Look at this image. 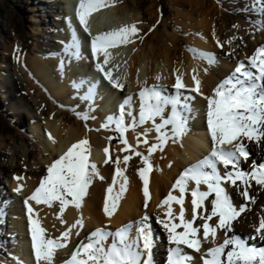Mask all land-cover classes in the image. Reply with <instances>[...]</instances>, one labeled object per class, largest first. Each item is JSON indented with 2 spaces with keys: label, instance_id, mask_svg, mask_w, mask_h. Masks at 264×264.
I'll use <instances>...</instances> for the list:
<instances>
[{
  "label": "bare ground",
  "instance_id": "bare-ground-1",
  "mask_svg": "<svg viewBox=\"0 0 264 264\" xmlns=\"http://www.w3.org/2000/svg\"><path fill=\"white\" fill-rule=\"evenodd\" d=\"M25 1L29 3L25 11L30 12L33 20L32 40L37 53L33 57L29 56L27 44L14 39L13 45L16 49H11L14 63L0 68V100L3 104L0 108L3 109L0 118V264H36L25 200L39 187L40 181L47 174L48 166L59 159L72 144L82 139H88L91 148L90 162L97 165L99 176L103 177L93 179L82 206L77 209L71 204L67 205L62 215L65 223H61V219L57 218L60 211L58 202L49 207L29 201L34 209L33 218L39 219L41 226L46 229V235L52 238L60 237L77 219L83 218V228L78 226L72 229L67 246L56 250L52 264H63L80 241L87 242L88 235L97 228L115 233L126 225L133 226L131 234L135 236V222L145 214L150 215L149 223L156 241L155 264H165L166 249L169 246L167 234L157 221L165 218L167 206L159 205L170 191L177 197L180 195L178 189L173 190L172 185L176 179L186 168L195 164L200 157L199 153L208 155L212 148L206 116L201 118L204 107L202 100L194 97L192 102L189 101L192 107L189 131L181 138L168 139L163 150L157 149L152 153V168L149 173L150 200L147 208L144 207L143 182L138 175V169L144 167L141 157L131 150L122 151L125 148L122 142L117 147L111 146V133L117 132L115 124L109 128L102 125L106 123L107 117L118 114L119 105L125 102L126 97H132L131 103L125 108L124 120L129 127L124 138L136 151L148 155V147L158 143L157 134L154 130L149 131L147 137L140 134L145 129H151L152 122L138 125L134 130L131 128L133 117L137 120L139 118L138 93L141 89L158 85L167 94H171L169 89L171 85L174 89L173 85L179 75L186 86L181 91L185 96H191L192 89L196 87L193 81L195 76L200 81L199 93L203 94L204 99L211 97L213 90L234 71L239 62L243 61L247 65L254 52L264 46V13L260 10L261 6L257 0H170L175 7L172 19L177 24H171L169 20L167 26V21L158 15L161 8L159 0H150L142 12L139 11L141 0H107V8L117 18L126 17L133 10L128 14L132 16V20L129 17L127 19L139 29L138 34L131 38L133 42L122 45L134 49L127 69L119 73L116 80L124 87L121 90L112 85L109 88L112 98H108L104 90L92 89L90 92L89 88L84 87L91 79L87 70H96L95 65L98 62L103 64V54L98 53L99 59H93L90 46L88 55L82 52L83 58L80 60L72 59L66 54V42L70 39V31L66 26L72 18L74 0ZM176 8L179 9L176 11ZM145 16H149L150 20ZM158 18L161 19L160 24L156 25L154 21ZM76 21L84 40L89 42L91 37L84 32L77 18ZM95 21L91 15L88 21L91 34L94 36L106 32ZM179 32L186 34V42L190 45L188 51L179 48ZM197 53L211 54L215 62L209 63L208 59ZM111 61L110 56L109 63L104 67L107 68ZM77 62L83 65V71L73 69ZM139 62H144V71H137ZM199 68L204 69V75ZM157 76L160 79H156ZM206 107L207 105L205 110ZM63 112L76 116L78 121L67 125L70 122L69 117ZM128 112L132 115H127ZM169 112L170 109H166L165 115ZM78 114H87L90 118L83 120ZM156 122H160L159 117ZM21 129L28 130V134L19 135ZM144 139L148 140V144L143 143ZM245 143L250 157L248 161H242L241 167L249 171L253 163H264V142L258 144L245 140ZM105 148H108L107 154L104 152ZM126 155L131 156L127 165L123 162ZM117 158L120 160L119 167L126 169L124 174L128 177V185L118 207L108 216L104 212L106 190L113 186ZM220 171L223 172L222 167ZM5 182H9V191L3 190ZM121 182L122 178L117 177V183L113 186L114 193L119 191ZM222 186L237 207L247 206V210L233 222V231L228 235L241 232L239 236L250 245L264 247V236L258 235L254 230L260 217L264 216V186L256 185L253 181L248 188L254 203L240 195L243 190L240 181H237V186L230 183ZM17 187L21 188L19 192L16 191ZM194 187L195 183L189 182V191L185 193L183 206L186 219L192 218L190 192ZM201 190L206 191V185H201ZM213 198L214 195L209 200ZM205 205L210 207L208 201ZM172 208L174 215H178L180 205L173 202ZM216 220L214 217L209 224L214 225ZM202 224L203 221L197 219L194 226ZM77 232L79 235H76ZM202 235L201 229V238ZM224 238V231L218 229L217 243H222ZM111 243L110 237L106 245ZM212 246L208 241L202 243L200 253L190 249L186 251L194 257L193 264H201V255ZM159 258L163 259L159 261Z\"/></svg>",
  "mask_w": 264,
  "mask_h": 264
},
{
  "label": "snow or ice",
  "instance_id": "snow-or-ice-1",
  "mask_svg": "<svg viewBox=\"0 0 264 264\" xmlns=\"http://www.w3.org/2000/svg\"><path fill=\"white\" fill-rule=\"evenodd\" d=\"M257 3L261 6V12L264 13V0H257ZM106 6H108L106 0H79L76 17L84 32L91 37L90 48L93 59L98 60V53L103 54V64L96 63V70L102 72L113 87L122 90L124 85L113 79L111 69L105 71L104 65L109 63L111 55L108 49L133 42L131 38L138 34L139 29L132 24L93 36L88 28L89 18L94 12ZM69 31L70 39L66 42V54L72 59L80 60L83 58L81 42L75 28L71 26L70 19ZM197 55L208 59L209 63L215 62L211 54L197 53ZM60 67L63 68V61ZM156 79L160 77L157 76ZM193 81L196 87L192 91L199 92L200 81L195 76ZM173 88L174 93L167 94L162 87L153 85L141 89L138 93L139 118L137 120L133 117L131 128L134 130L138 125L152 122V128L145 129L140 134L147 137L148 132L152 130L157 134L158 143L148 147V155L136 151L124 138V133L129 127L124 120L125 108L131 103L132 97H126L118 114L107 117L106 123L102 125L104 128H109L115 124V131L120 134L121 142L125 145L122 151L131 150L136 156L141 157L144 167L138 169V175L143 182L145 208L148 207L150 200L149 173L152 168L150 163L152 153L157 149L163 150L168 139L181 138L189 131L188 124L192 113L189 101L194 97L183 94L181 89H185L186 86L179 75ZM89 91L91 92V88ZM85 99H88V96H85ZM205 99L207 100L205 110L207 130L212 143L211 151L203 159L186 168L176 179L173 190L178 189L180 195L177 197L170 191L159 205L167 206L165 218L157 221L167 234L166 240L169 246L166 249L165 264H193L194 257L186 249L200 253L202 243L208 241L213 246L201 255V264H264V247L252 246L239 235H228L233 231V222L247 210V206L237 207L226 188L222 186L225 183L237 186V181H240L243 185L240 195L251 203L255 202L248 193L251 183L254 181L256 185L264 186V163H253L249 171L241 167L242 161H248L250 157L245 140L258 144L264 142V46L254 52L247 65L243 61L239 62L234 71L213 90V95ZM166 109H170L168 115H165ZM78 115L83 120L90 118L87 114ZM127 115L131 116L132 113L128 112ZM157 117L160 119L159 123L156 122ZM143 143L148 144V140L144 139ZM104 152L107 154L108 148H105ZM90 154L88 139L72 144L59 159L48 166L47 174L40 181L39 187L25 200L31 247L36 264H42V262L52 264L56 250L67 246L72 229L78 226L83 228V218L77 219L61 233L60 237L52 238L46 235V229L41 226L39 219L33 218L34 209L29 201L49 207L54 202H58L60 211L57 218L61 219V223H65L62 215L66 206L71 204L79 209L93 179L96 177L103 179L99 176L97 165L90 162ZM130 159L131 156H124L125 165ZM105 163H108V160H105ZM115 164L117 167L112 185L117 183V177L122 178V182L118 192L114 193L113 186H109L106 190L104 212L108 216H111L118 207L128 185V177L124 174L126 169L119 167V158L116 159ZM221 167L223 172L220 171ZM189 182H194L195 187L190 192L192 218L186 219V210L183 205L185 193L189 191ZM201 185H206L207 190L202 191ZM20 190L21 188L17 187L16 191ZM213 195L214 198L209 200V197ZM206 201L210 207L205 205ZM173 202L180 205L178 215H174ZM198 210H200L199 213ZM214 217L217 218L215 224H209ZM197 219L202 220L203 224L194 226ZM149 220V216L145 214L138 222H135V236L131 234L133 226L128 225L121 227L115 233L102 228L95 229L86 238L87 242L80 241L70 258L63 261V264H155L156 241ZM177 220L178 223L175 222ZM181 228L183 230L178 231ZM201 229L203 230L202 238ZM218 229L225 233L222 243H217L216 240ZM254 230L258 235L264 236V216L260 217ZM76 235H79V232ZM110 237L112 243L106 245Z\"/></svg>",
  "mask_w": 264,
  "mask_h": 264
},
{
  "label": "rangeland",
  "instance_id": "rangeland-1",
  "mask_svg": "<svg viewBox=\"0 0 264 264\" xmlns=\"http://www.w3.org/2000/svg\"><path fill=\"white\" fill-rule=\"evenodd\" d=\"M149 1L150 0H141V2H140L141 4H139L141 6L139 8L140 12L144 11V9L147 8V6L149 5ZM159 1H160V7L161 8H160V12L158 15L167 21V26L169 25V20H171L170 21L171 24L176 23L172 19V17L174 16L175 7L172 6L173 4H171L170 0H159ZM78 2H79V0H77V1L74 0V6L71 8L72 11L74 10L72 13V18H71V26L75 28L76 33L79 37V40L81 42V51L88 55V51H89L88 47L90 46V40H89V42L84 40V38H83V36H82V34H81L80 30L78 29V26L76 24V22H77L76 21V18H77L76 17V7L78 5ZM28 7H29V3L25 0H0V68L4 67L7 64L12 65L14 63V56L12 55L13 52H11L12 50L16 49L13 45L15 43L14 39L19 40V42H25L27 44V46H28L27 52H28L29 56L33 57L34 53H37L36 49L33 48L34 43L32 40L33 36H32L31 24H32L33 20L30 18V15H31L30 12L25 11ZM64 7H68V6L64 5ZM178 9L176 8V11ZM132 11L133 10H131L129 12L132 13ZM129 12L127 13L126 17L122 16V17L117 18L118 16L114 12H112V10L110 8H107V6H106V7L99 9L98 11L94 12L92 14V19H93V21L96 20L95 22H99L101 24V26L104 29H106V32H108V31H112V30H118L122 26L131 25L132 21L127 19L129 17L132 20V16L128 15V14H131ZM175 15H176V13H175ZM146 18L150 20L149 16H147ZM153 19L154 18L152 17L151 20H153ZM160 20L161 19L158 18L157 20L154 21V24H156V25L160 24L159 23ZM72 22L73 23L75 22V23L73 24ZM67 25L68 26H66V27L69 28V21H68ZM149 31L151 32V28H149ZM178 35L180 37L179 38V48L181 50L184 49L185 51H188L190 45H188V42H186V40H187L186 34H184V33L182 34L179 32ZM146 50H147V48H146ZM108 51L111 54L110 56H111L112 61H111L110 65H108V67L105 68V71H107L108 69H111L113 79L117 80L118 74L127 69L129 62L131 61L132 53L134 52V49H132L130 46L124 47L121 45V46H117L114 48H109ZM182 52H184V51H182ZM149 65H151L150 62H149ZM74 66H73V69L75 68L74 70L83 71V69H84L83 65L80 62L75 63ZM109 66H110V68H109ZM199 69H200L201 74L204 75L205 74L204 69H201V68H199ZM142 70L143 71L145 70V64H144V62H139L138 66H137V71L139 72ZM96 71L97 70L92 69V68L87 70V72L91 75V79L89 80L90 82L85 83L84 87L86 89L91 88V90L92 89L104 90L105 93L109 95V96L107 95V97L112 98V95L110 93L111 91H109V88L112 86V83L110 84V82H108V80H106V78L104 77L102 72L100 73V71H98V72H96ZM108 83H109V85H108ZM107 91H109V92L107 93ZM169 91L171 93H173L174 89H172V85H171ZM191 97H197L200 100H202L204 107H203V112H201V118L204 117L205 106L207 105V103L203 97V94L196 92V91H193V94L191 95ZM192 101H193V99L191 100V102ZM1 107H3V104H2V101L0 100V108ZM2 111H3V109H0V118L2 117L1 116ZM63 113L65 114L66 117H69L70 122L67 125H69V124L71 125L74 121H78V118L76 116L71 115L70 113H66V112H63ZM79 120H81V119L79 118ZM81 127L85 128L86 126L81 125ZM27 131L28 130H22L21 129L20 130L21 133H18V134L19 135H22V134L26 135V134H28ZM90 131H92V130H90ZM111 135L113 136V140L111 141L110 145L113 147L119 146L121 144L120 134L118 132H116L114 134L111 133ZM14 141L16 143V138H14ZM199 156H200L199 159L196 160L195 163H197L199 160L203 159L206 155L199 153ZM8 184H9V182H5V188L3 187V190L9 191L7 188ZM162 196H164V195H162ZM148 216L150 217V215H148ZM241 234H242L241 232L236 233V235H241ZM160 255H162V254H160ZM162 259L163 258H159V261ZM157 264H160V262L159 263L157 262Z\"/></svg>",
  "mask_w": 264,
  "mask_h": 264
}]
</instances>
